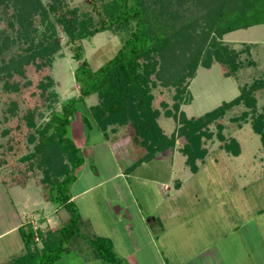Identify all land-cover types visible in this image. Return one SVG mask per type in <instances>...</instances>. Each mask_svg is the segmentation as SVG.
<instances>
[{"label": "trees", "instance_id": "16d2710c", "mask_svg": "<svg viewBox=\"0 0 264 264\" xmlns=\"http://www.w3.org/2000/svg\"><path fill=\"white\" fill-rule=\"evenodd\" d=\"M1 13L9 21L8 30L0 32V86L4 87L0 88V115L6 125L0 131V185L26 190L33 180L40 199L68 215L53 230L35 229L32 221L24 223L19 228L23 252L3 264H57L71 254L85 263L129 264L73 201L72 187L86 159L68 130L80 105L97 96L98 103L89 110L103 136L112 141L130 138L135 149L148 151L129 171L168 150L175 151L183 137L180 152L186 157L185 166L197 174V161L207 156L202 138L212 136L209 126L216 124L225 142L222 118L228 111L243 103L258 113L256 94L264 89V73L258 61L241 59L258 44L241 43L244 48L236 50L224 37L264 24V0H92L81 9L70 8L67 0H0V17ZM60 32L79 63L74 79L80 95L65 101L61 112H53L43 125L39 123L54 86L53 63L62 50ZM105 32L118 36L121 48L94 70L83 42ZM214 64L225 78L237 79L238 72L248 66L263 76L242 86L238 97L205 116L187 119L180 113L182 126L166 135L159 123L162 109L165 117L177 119L173 111L178 114L192 102L189 87L198 69ZM159 86L168 92L174 89L168 95L172 106L165 91L153 93ZM251 124L264 150V113L254 115ZM35 142L39 144L32 153L30 144ZM222 148L240 154L235 139ZM34 158L39 159L36 166Z\"/></svg>", "mask_w": 264, "mask_h": 264}, {"label": "rangeland", "instance_id": "374dc122", "mask_svg": "<svg viewBox=\"0 0 264 264\" xmlns=\"http://www.w3.org/2000/svg\"><path fill=\"white\" fill-rule=\"evenodd\" d=\"M42 1L48 2V0ZM91 2L92 0H67V5L70 8L81 9L90 5ZM3 16L2 14L0 17L2 22L0 32L8 30L9 17ZM58 37L62 50L55 56L53 63L51 76L54 86L50 89L47 107L43 113L44 118L39 123L43 125L49 121L53 112H61L65 101L80 95L79 87L74 79V70L79 63L73 58L66 36L60 32ZM224 40L236 50L243 49L244 46L240 44L244 42L258 44L255 50L251 49L250 55L247 52L242 54L241 59L258 61V69L264 73V24L228 34ZM121 44L120 38L110 32L99 34L91 41L83 42L86 57L94 70L111 60L121 48ZM258 52L261 56H258ZM248 67L238 72L237 79L225 78L219 65L216 64L210 69L200 67L189 87L192 102L183 105L178 114L173 111L177 119L173 115L170 118L165 117L162 109L159 123L166 135H172L175 131L177 132L179 126H182L180 113H184L187 119L205 116L223 103L238 97L242 86L251 85L262 78V74L258 76L255 73V67ZM259 71L256 70L258 73ZM189 81L190 79H187L185 83ZM0 88H4L3 84ZM160 88L162 87L159 86V89L154 90L153 93L158 95L159 92L165 91L167 101L172 106L174 101L168 95H171L174 89L170 88L172 92H168ZM256 99L257 114L242 103L224 115L222 118L224 130L221 133L226 139L225 142L219 138L217 125L209 126L208 134L212 136L202 138V148L206 149L207 156L204 161H197L200 169L197 174L189 166H185L186 157L180 152L185 144L182 137L179 138L178 146L173 151L177 152V158L174 161L178 162V164L174 163V167L167 160L157 162L151 160L143 163L132 174L134 179L130 180V192L127 191L129 201L122 200V192H117L114 199L113 195L107 199L98 193L93 194L94 201H91V198L81 199L79 204L82 212L85 215L94 214L93 219L99 232L113 238L118 257L126 261L131 258V264H142L147 257L150 262L143 264H264V150L261 138L255 133L254 126L251 124L254 115L264 113V89L257 92ZM97 103V96H92L81 104L75 118L77 123L73 121L68 131L69 137L79 147L83 146L84 138L88 137L86 133L93 134L88 142L90 150L93 149L92 145H96L101 140L100 134L95 135L98 133V127L89 114V109ZM1 110L0 108V112ZM3 119L0 115V131L6 127ZM78 121L86 131L79 134V139L77 137L80 130ZM231 138L240 145L238 156L222 148V145L228 143ZM37 144L39 143L30 144L32 153ZM121 145H127L122 148L123 153L126 151L124 149H132L128 139ZM98 151L103 156L99 154L98 160L94 156L90 158L91 153L88 150L87 154L83 153L86 159L85 172L100 176L105 175V168L107 171H116L117 163L115 165L112 163L105 150L100 152L98 149ZM132 151L127 155L130 157L129 160L132 159L133 164L134 161L148 155V151L144 149ZM122 155L116 154L118 161L121 160L125 168L126 161L122 160ZM38 160L34 158L32 161L34 166ZM174 168H178L181 174L179 178L182 181L178 179L182 183L180 190L174 195L163 190L157 193L153 188V182H156L158 176L164 182ZM85 172H82V177ZM38 177H42V174ZM83 181L80 182V186L86 184ZM120 182L122 183V180ZM116 184H119V181L112 182L111 186ZM144 185L151 187L150 192H139ZM39 197L33 180L29 182L27 190L18 187L7 190L0 185V264L11 256L20 254L24 242L20 231L12 229L22 222L23 215L26 218L27 213L32 210L30 203L38 205ZM134 198L141 203L144 201L141 209L134 203L137 201H134ZM108 202L120 207L121 211L118 215L110 214ZM125 218L129 227L123 224ZM33 220L39 223V218ZM55 220L50 224L47 222V224H36L41 226L43 231H47L49 227L48 230H53L57 224ZM39 247L42 248V243H39ZM57 264L107 263L103 261L85 263L77 254H71Z\"/></svg>", "mask_w": 264, "mask_h": 264}, {"label": "crops", "instance_id": "0c3cea01", "mask_svg": "<svg viewBox=\"0 0 264 264\" xmlns=\"http://www.w3.org/2000/svg\"><path fill=\"white\" fill-rule=\"evenodd\" d=\"M244 43H247V42H244ZM248 44H256V43L249 42ZM89 114H90V110H89ZM74 122L77 123L76 121H74ZM78 123H79V126H80V130L78 131L77 137L79 139V134L80 133L81 134L82 133H86V131H85L84 127H82V125H81V123L79 121H78ZM96 125H97V123H96ZM71 126H72V124H71ZM70 127H69V129H70ZM97 127H98V125H97ZM87 134H88V137L86 136ZM98 134H100L101 140L98 141L96 145H94V146L92 145V148H93L92 150H90L88 148V142H90V138L92 139L93 134L90 135L89 133H86V135H85L86 138H84V143H83L82 147H79L76 144V142L73 139L72 140L75 142L76 146L81 150V154L82 155H83V153L87 154V150H88L89 153H91L90 158H91V156H94L95 159L98 160V157H99V154H100L98 149L100 150V152H102L101 150H105L108 153L107 156L112 161V163L114 165H115V163H117L118 168H117L116 171H107V168H105V171H106L105 175L102 174L100 176H98V174H94L92 172H85V170H84V168H85L84 165L85 164L78 170L79 173L77 172V180L75 181V183L73 184V187H72V196H73V201L76 203V205L78 206V208H79V210H80V212H81V214L83 216L85 214L82 212L79 202L81 201V199L83 200L85 198H91V201H94V198H93L94 195L93 194H95V193L96 194L98 193V194L104 196L105 198L107 197V199H108V197H112L111 195H113V199H114V196L116 197V193L117 192H119V193L122 192V196H123L122 200L125 201V202L129 201L128 198H127V196L129 195L127 193V191L130 192V190H129L130 180L134 179L132 174L141 167V166H139L138 168H136L133 171H129L128 170L130 167H132L137 162V161H134L135 163L133 164L132 159L129 160L130 157H128V155H127V154H129L130 151L135 149L133 147L132 143H131L130 138H125V139H121V140H113V141L110 138L109 140H107L103 136V134L100 131L99 127H98V133H96L95 135H98ZM127 139L130 140L132 149L131 150L124 149L126 151L123 153L122 152L123 151L122 148L123 147L125 148V146H127V145H121V144H123V142L125 140H127ZM94 149H95V154H94ZM116 154L117 155L123 154L122 155L123 156L122 160L126 161V164H124L125 168L122 166L121 160L118 161V157L116 156ZM176 154H177V152H173V151L169 150L167 152H164V153L158 155L154 159V162L155 161L157 162V161L167 160L168 162H171V166L174 167V163L176 162V161H174V159L177 158ZM101 157H103V156L101 155ZM180 157H183V156H180ZM176 163L178 164V162H176ZM177 171H178V168H174L173 171L171 172V174H169V176H168L169 178L166 179L164 182L161 180V177L158 176L156 178L157 179L156 182H153V188L156 190L157 193H160V191L163 190L164 192H169V193L174 195L180 190V188L182 186V183H180L178 179H180L179 177L181 176V174L179 173V171L178 172ZM82 172H85V175L83 177L81 176ZM120 180H122V183L120 182ZM81 181L86 182V184H83L82 186H80V184H81L80 182ZM115 181H119V184H116L115 186L112 187L111 183L115 182ZM109 184H110V186L108 187ZM104 188H106V189H104ZM27 189H28V187H27ZM10 190H12V189H10ZM150 190H151V187H149L148 185H144V186H142L139 189V192L140 193H147V192H150ZM124 194H127V195H124ZM39 199H40V197H39ZM133 200L135 201V200H137V198H134ZM112 201H114V200H112ZM134 203H136V205H138V207L141 209L143 207L142 204L144 203V201L141 203L140 200H137ZM107 204H108V208L110 210L109 211L110 214L116 216V215H118L120 213L121 210H120V207L117 206V204L114 205L113 203H109V202ZM30 205L32 206V210L27 213L26 218H24L25 215H23L22 216V222L18 226H16L15 228H13L12 230L18 229L17 230V232H18L19 228L24 223L29 222V221H32L33 225L37 226V224L38 225L44 224V223L45 224H47V223L50 224L51 221L56 219L55 221H57L56 223L58 224L60 221H62L63 219L66 220L67 217H68V215H67V213L65 212L64 209L53 207L51 204L45 203L41 199L39 200L38 205H35L33 203H30ZM126 212H128V211H126ZM93 215L94 214H91V213L86 214L85 218L91 219L96 231H98V233H100L99 229H98V226H97L96 222L93 219ZM65 216H66V218H64ZM35 218H39V223L35 222L33 220ZM24 219H25V221H23ZM123 224H125L127 227H129V223L127 222L126 218L124 219V223ZM38 227L41 228V226H38ZM106 227H109V225H106ZM48 229H50V227ZM12 230H10V231H12ZM44 231H46V230H44ZM100 235H102V236H104L106 238H109L112 241V243L114 245V248H116V245L114 244V240H113L112 237H109L108 235H104L103 233H100ZM24 247H25V245L21 249L20 254L23 252ZM16 255H14V256H16ZM11 257H13V256H11ZM130 260H131V258L129 260H127L129 264H131ZM146 262H150L148 257H147V260L144 261L143 263H146Z\"/></svg>", "mask_w": 264, "mask_h": 264}, {"label": "built area", "instance_id": "2783aa9c", "mask_svg": "<svg viewBox=\"0 0 264 264\" xmlns=\"http://www.w3.org/2000/svg\"><path fill=\"white\" fill-rule=\"evenodd\" d=\"M35 227V229H37L38 228V226H34ZM40 239L39 238H36V241H39Z\"/></svg>", "mask_w": 264, "mask_h": 264}]
</instances>
